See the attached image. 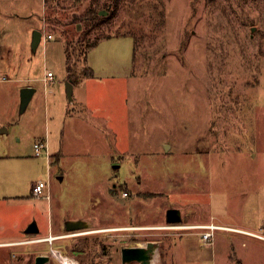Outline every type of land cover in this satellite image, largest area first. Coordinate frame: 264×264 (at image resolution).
I'll return each mask as SVG.
<instances>
[{
  "label": "rangeland",
  "instance_id": "1",
  "mask_svg": "<svg viewBox=\"0 0 264 264\" xmlns=\"http://www.w3.org/2000/svg\"><path fill=\"white\" fill-rule=\"evenodd\" d=\"M105 1L49 0L34 10L38 27L54 39L48 50L40 45L28 70L40 79L48 67L63 79V42L73 38L77 80L90 70L76 96L106 125L104 136L90 134L97 139L91 152L64 161L65 173L40 172L47 157L36 156L35 140L56 131L61 92L39 82L52 113L47 117L41 95V104L0 133V153L26 157H15L19 191L31 193L40 177L50 183L49 198L0 199V238L22 236L29 245L8 247L11 264H36L40 254L62 264L52 248L77 264H145L123 262L128 246L157 249L156 264H264V0H124L112 22L85 40L73 36L76 14ZM17 13L24 18L9 26L14 40L31 12ZM110 35L117 38L85 61L88 46ZM173 208L184 223L213 221L261 236L223 228L205 243L199 230L161 227ZM34 220L40 232L25 234ZM103 228L112 230H97ZM52 235L65 237L30 245Z\"/></svg>",
  "mask_w": 264,
  "mask_h": 264
},
{
  "label": "crops",
  "instance_id": "2",
  "mask_svg": "<svg viewBox=\"0 0 264 264\" xmlns=\"http://www.w3.org/2000/svg\"><path fill=\"white\" fill-rule=\"evenodd\" d=\"M48 4V0H0V133L8 132L12 129V125L16 120V114L19 115L27 112V109L32 103H34V105H36L37 103L41 104V95L44 96V110H47L48 117V113L51 114L53 110L51 109V106L54 108V105H52L51 103V95L49 94V92H40L42 87L39 85V82H44L45 87H47L50 83L53 87L51 93H56V91L58 90L61 92V97L58 104L60 114H58L57 119L55 118V116H53V120H56V122L53 124L56 131H50V133H47L45 136H40L38 137V140H35L37 142L42 141L47 144V148L45 149L47 161L45 164H43L40 172L47 173L51 167H58L59 170L65 173L64 167L61 166L64 161L69 157H75L78 156V154L87 153L88 151L91 152V148L89 147L91 139H97L95 135L94 138H92L90 134L97 130V132H100L104 136V125H106V123L105 120L104 123H101V121L96 122L94 111L90 112L86 108L88 101L85 96H83V94L78 98L76 96L75 91L77 86H82V91H84L87 75H83L81 79L74 81L68 78L67 71V74H65L63 79L60 80L56 78V74L53 72L54 79L47 82L45 80V76H47V73L49 71H52L51 68L47 67V70L45 71L43 76L40 77V79L36 77V75H34V72L28 70L27 68L29 61H31L32 59V56L34 59L36 55L35 53L40 49V45L43 43L44 47L48 50V46H50L49 42L54 39V37L45 38V35H47V33H45L42 27H38V23L35 21L36 16H34L40 11L39 10L36 12L34 10L42 8V11L44 8H47ZM18 11H28L31 13L28 14V16H25V19L28 20L26 31L22 36L18 38V40H14L9 26L12 23V20L15 21L16 19L21 17L17 13ZM35 30L43 31L44 34L37 47L33 46ZM112 38L117 37L113 36L106 38L100 41L95 47H98L107 39ZM64 50L66 54V46L64 47ZM90 52L87 55V62H89L88 58ZM68 80L72 81L74 84L72 92L73 99L69 98V95L65 88V82H67ZM26 87H31L32 91L30 92L28 102L24 103L22 92ZM34 105L33 110L35 108ZM102 135L99 137V139L101 140ZM92 150L94 152L95 149ZM24 155L25 154L21 152H18L15 155L0 153V199L7 197L13 200L29 199L31 196H33L32 188L31 193L29 194L24 191H19L20 187L24 184V180L22 179L23 177L21 176V173L17 168L16 158H26L24 157ZM11 157H16V160H6L7 158ZM53 157L54 160L55 158L57 159V163L55 164L52 163ZM37 180L43 179L42 177H40ZM35 181H32L29 187H32V184ZM40 230L41 229L39 227L38 233L40 232ZM248 230L252 231L251 229ZM25 234L32 235V233H27L26 230ZM21 239L22 236L18 238H0V264H11L10 254L13 251L8 247L22 245ZM35 241L36 240L32 241L33 243H31L30 245L34 246V243H38V241ZM22 246H24L22 248L23 250L27 249L29 245Z\"/></svg>",
  "mask_w": 264,
  "mask_h": 264
},
{
  "label": "trees",
  "instance_id": "3",
  "mask_svg": "<svg viewBox=\"0 0 264 264\" xmlns=\"http://www.w3.org/2000/svg\"><path fill=\"white\" fill-rule=\"evenodd\" d=\"M49 1V0H48ZM124 0H107L105 1L104 4H100L98 6L91 5L85 12L76 14V19L74 17V24L77 22H81L83 24L82 29H78V27L72 23L70 28L72 31V35L78 37V39L85 40L88 38V36L91 34L92 31H95L96 28L103 26L106 24V22H112L115 17H117V12L121 9L122 2ZM107 10L106 14H101V10ZM126 35V34H125ZM67 36V35H66ZM114 35H110L108 37H113ZM69 37V36H67ZM100 37H97L94 42H92L89 46L88 49L84 51L85 55V61L87 60V55L91 51V49L101 41ZM66 46V62H67V71H68V78L76 81L78 78L77 75H75L74 68H73V52H72V43H73V38L69 39L67 38L66 41L64 42ZM88 73L85 74L88 75ZM169 223V222H168ZM34 235V234H32Z\"/></svg>",
  "mask_w": 264,
  "mask_h": 264
},
{
  "label": "built area",
  "instance_id": "4",
  "mask_svg": "<svg viewBox=\"0 0 264 264\" xmlns=\"http://www.w3.org/2000/svg\"><path fill=\"white\" fill-rule=\"evenodd\" d=\"M53 34H47L45 35V38H52ZM54 79L53 78V72L49 71L47 73V76H45V80L48 82L50 80ZM47 148V144L45 142H36L35 143V149H36V155H42L45 152V149ZM32 194L36 195V196H46L49 197L50 196V188H49V181L46 182L45 180H37L32 184ZM161 227H164L166 229H171V230H178V231H184V230H192V229H196L199 230L197 231L198 234L201 236L202 240L206 243H208L209 241H211L214 236L215 233L218 229H228V230H232V231H240L243 232L245 234H249V235H257V236H261L258 233H255L254 231H248L245 229H241L239 227L234 228V227H230L227 225H219L216 224L215 222L211 221V222H205V223H184V222H174V223H168L167 225H162ZM34 240H37L34 238ZM32 240V241H34ZM51 241H53V239H51ZM51 250H53V252L58 251L61 255L62 253L59 250H56L54 248H52ZM63 256V255H62Z\"/></svg>",
  "mask_w": 264,
  "mask_h": 264
},
{
  "label": "water",
  "instance_id": "5",
  "mask_svg": "<svg viewBox=\"0 0 264 264\" xmlns=\"http://www.w3.org/2000/svg\"><path fill=\"white\" fill-rule=\"evenodd\" d=\"M34 40H33V46L37 47V45L42 40L44 34L43 31L35 30L34 31ZM73 88L74 84L72 81H67V93L69 95L70 99H73ZM32 91V88L26 87L23 89L22 95H23V102L26 103L29 100L30 92ZM182 220V216L180 215V210L178 208H173L168 211V222L174 223L179 222ZM74 226H70L69 228H73ZM39 227L37 224V221H33L29 227L26 229L27 233H38ZM149 249L147 247L142 246H128L123 248V255L122 260L123 262H128L132 260H137L140 262H144L145 260L150 258ZM50 261V256L46 254H40L36 257V264H47Z\"/></svg>",
  "mask_w": 264,
  "mask_h": 264
},
{
  "label": "bare ground",
  "instance_id": "6",
  "mask_svg": "<svg viewBox=\"0 0 264 264\" xmlns=\"http://www.w3.org/2000/svg\"><path fill=\"white\" fill-rule=\"evenodd\" d=\"M98 231H105V230H112V229H97ZM76 234H80V233H76ZM61 237H65L64 235H59V236H55V235H52L50 238H43V239H37L36 241H40V240H47V241H50L51 239H56V238H61ZM152 251H153V247H151L149 249V253H150V258L145 260L144 263L145 264H156L155 261L157 260V249H154V255L152 257ZM56 253H58V256L60 255L61 258H62V264H77V260L75 258H72L68 255L66 256H62L58 251H56Z\"/></svg>",
  "mask_w": 264,
  "mask_h": 264
}]
</instances>
